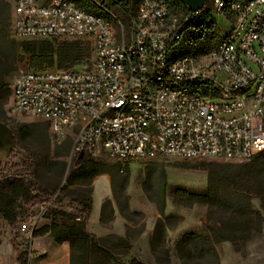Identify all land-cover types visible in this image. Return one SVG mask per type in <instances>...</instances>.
<instances>
[{"label":"built area","instance_id":"1","mask_svg":"<svg viewBox=\"0 0 264 264\" xmlns=\"http://www.w3.org/2000/svg\"><path fill=\"white\" fill-rule=\"evenodd\" d=\"M16 40L77 38L92 53L69 70L16 71L11 114L48 123L68 158L107 157L122 167L154 159L247 162L264 151V0H209L229 30L202 54L170 57L195 12L140 0L126 29L66 0H5ZM121 5L124 0H109ZM101 8V6H100ZM51 202L18 232L32 236ZM79 218H76L78 220Z\"/></svg>","mask_w":264,"mask_h":264},{"label":"rangeland","instance_id":"2","mask_svg":"<svg viewBox=\"0 0 264 264\" xmlns=\"http://www.w3.org/2000/svg\"><path fill=\"white\" fill-rule=\"evenodd\" d=\"M5 1V0H4ZM84 5H90L87 11L108 19L116 27V22L102 9L113 14L124 26H128L129 17L134 12V5L129 1L128 7L111 3L109 0H81ZM101 6V8H100ZM205 8L210 13V18L217 27L219 38L229 30V16L216 14L210 7L209 0L205 2ZM12 14L9 8L6 15H0V40L7 44L10 40L19 42L13 37ZM49 40L55 47L58 45L79 43L83 58L91 56L92 47L89 41L77 38H39L35 40ZM75 65V64H74ZM74 65H64L58 68L54 63L52 67L43 68L51 70H69ZM21 68L38 70L28 64V57L15 48L13 57L0 51V80L8 87L9 94L2 93L0 96V114L10 127L26 124L29 127L27 137L16 143L8 127L0 123V180L3 178H20L27 190L28 195L17 201V218L14 224L9 225L0 216V254L4 247L13 245L22 252L28 251L27 238L18 232L20 223L28 219V215L35 213L37 206L42 202H51L47 213L52 209H62L67 213H78L80 207L71 202L61 193V187L69 168L75 165L77 159L68 158L72 145V135L68 134L60 143L52 138L48 123L37 118H29L11 114L10 88L16 71ZM103 162L108 168H114L117 172L119 164L107 157L94 158ZM221 159H154L147 162L133 161L126 164L123 173H117L110 177L111 191L115 192L117 204L113 193L108 200L117 206L119 216L127 223L124 225L131 235L130 242L122 244L118 252L124 253L119 256L124 263L129 257L140 259L147 264H264V216L250 223V231L247 239H241L242 233L234 228H239V221L215 208H209L205 203L197 202L184 206L172 203V188H183L202 191L206 188V166L210 162H221ZM152 163L159 164L165 173V216L169 217L168 226L162 242H155L154 248H150V239L153 228L159 214L155 205L150 201L143 189L145 179V166ZM120 168V166H119ZM125 185L122 187V180ZM99 181H96V185ZM94 188V185L93 187ZM253 191L263 192V187L252 183ZM105 198L104 200H106ZM92 200V192H91ZM259 194H251V204L255 210L260 209ZM46 213V214H47ZM45 214V216H46ZM44 216V217H45ZM43 217V219H45ZM208 226L223 229V234L230 236L232 240L214 244L216 255L209 254L206 245L195 248L187 242L184 249L176 248V241L186 233L193 232L202 234ZM39 225L37 224V229ZM36 229V230H37ZM242 234V235H241ZM111 243L115 241L110 240ZM149 246L150 250L146 249ZM127 249V251H124ZM3 258L6 264H13L15 254L11 250ZM12 256V257H11ZM1 263V262H0Z\"/></svg>","mask_w":264,"mask_h":264},{"label":"trees","instance_id":"3","mask_svg":"<svg viewBox=\"0 0 264 264\" xmlns=\"http://www.w3.org/2000/svg\"><path fill=\"white\" fill-rule=\"evenodd\" d=\"M71 1L78 7L89 8L81 0ZM129 1L134 8L140 0H124L121 8L128 7ZM171 12L188 9L178 0H164ZM10 5L7 1L0 0V15H6ZM217 27L210 18V13L204 6L198 13L183 25L179 42L172 48L170 57L179 55H199L205 50L213 47L219 39ZM28 57V64L35 69H42L44 66L52 67L54 63L58 68L64 65L72 66L82 59V50L79 43L75 45L64 44L54 46L49 40H10L4 44L0 40V51L11 57L15 54V48ZM8 96V87L0 80V96ZM0 123L9 128L10 134L16 143L25 140L29 127L22 124L10 127L0 114ZM19 141V142H18ZM120 172L114 168H108L103 162L82 154L76 160L75 165L69 168L61 187L62 195L68 197L71 202L80 207L78 213H67L62 209H52L45 219L50 221L48 226H42L33 231L32 237L42 236L48 233L55 242L67 241L70 249V264H123L119 254L112 253L111 249L118 246V243L125 244V240L131 239L126 230L125 240L119 239L111 243L109 239L96 238L85 231V220L88 217L91 207L92 180L101 174H108L113 178ZM125 178L122 180V187L125 185ZM252 183L263 187V192L253 191L250 188ZM143 189L150 201L155 205L159 219L154 225L153 234L150 239L151 248L155 242H162L166 229L169 228V217L165 216V173L159 164L150 162L145 166V179ZM114 200L117 204L115 192ZM172 203L179 206L192 203H205L209 208H215L239 221V228H234L242 233L241 239H247L250 231V223L264 216V151L254 156L247 162H210L206 166V188L202 191L191 190L180 186L172 188ZM251 194H259L260 209L255 210L251 204ZM28 190L24 182L17 177L3 178L0 180V216L9 225L15 223L17 218L16 206L21 197H26ZM119 206V205H117ZM113 216V209L110 200H105L101 205L99 221L101 224L108 223ZM76 218H79L76 220ZM232 240L230 236L223 234V229L208 226L207 231L202 234L193 232L186 233L176 241L178 250L184 249L187 242L192 243L195 248L199 245H206L209 254L215 256L214 244ZM16 254V264H26L27 252H22L11 245ZM127 264H145L134 258Z\"/></svg>","mask_w":264,"mask_h":264},{"label":"crops","instance_id":"4","mask_svg":"<svg viewBox=\"0 0 264 264\" xmlns=\"http://www.w3.org/2000/svg\"><path fill=\"white\" fill-rule=\"evenodd\" d=\"M96 181H99L97 185L95 184ZM93 185L94 188H92L90 212L85 220V231L96 238L109 239V241H117L119 239L125 240L124 225L126 226L127 223L119 216L116 204L111 202L113 209L112 219L106 224H101L99 221L101 205L105 201L104 199L107 198L106 200H108L109 195L112 193L110 176L108 174L96 176L92 180L91 187H93ZM49 224L50 221L48 219H42L38 222L39 228L42 226H48ZM125 241L126 243L130 242V239ZM27 242L28 251L26 264H70V249L67 241L57 243L48 233H46L35 238L31 236L30 238H27ZM121 245L122 244L118 243L117 247L111 249L112 253L119 254V256L125 254V252H118ZM150 248L149 246H146L147 250H150ZM10 250V246L4 247V252H1L0 254V264H6L3 261L6 254L3 253H7ZM124 251H127V249ZM13 253L15 254L14 251ZM132 258L133 257H129L123 264H127ZM13 259V264H16V254ZM134 259L147 264L140 259Z\"/></svg>","mask_w":264,"mask_h":264},{"label":"water","instance_id":"5","mask_svg":"<svg viewBox=\"0 0 264 264\" xmlns=\"http://www.w3.org/2000/svg\"><path fill=\"white\" fill-rule=\"evenodd\" d=\"M178 1L181 4H183L190 12H195L200 10L206 2V0H178Z\"/></svg>","mask_w":264,"mask_h":264}]
</instances>
